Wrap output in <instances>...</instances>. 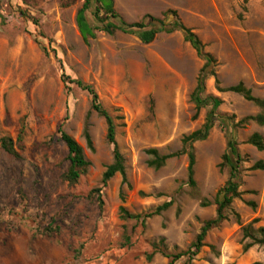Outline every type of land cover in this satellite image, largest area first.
Masks as SVG:
<instances>
[{
	"label": "rangeland",
	"instance_id": "1",
	"mask_svg": "<svg viewBox=\"0 0 264 264\" xmlns=\"http://www.w3.org/2000/svg\"><path fill=\"white\" fill-rule=\"evenodd\" d=\"M84 1L0 0V137L16 140L24 131L21 159L0 148V264H168L166 255L186 251L203 223L216 216V195L229 178L227 138L218 125L194 144L196 187L188 184L186 155L160 169L148 165L147 150L178 152L183 138L205 122L206 110L196 115L191 101L203 60L184 35L161 33L143 44L122 32H97L85 42L76 22ZM114 2L128 23L176 12L218 62L219 83L209 78L206 93L221 98L219 112L235 122L261 112L218 88L242 82L264 99V0ZM70 80L94 86L114 118L125 161L127 184L119 174L107 183L102 210L87 196L101 186L113 146L105 119L91 110V97ZM60 126L91 164L75 185L62 179L69 163ZM253 133L264 138V125L249 121L235 133L244 161L242 196L233 210L242 225L256 219L258 227L264 226V169L253 166L264 161V151L247 143ZM167 203L144 221L121 218V206L144 215ZM52 221L60 233L43 235ZM249 242L231 215L208 233L191 264H264V247L244 251Z\"/></svg>",
	"mask_w": 264,
	"mask_h": 264
},
{
	"label": "trees",
	"instance_id": "2",
	"mask_svg": "<svg viewBox=\"0 0 264 264\" xmlns=\"http://www.w3.org/2000/svg\"><path fill=\"white\" fill-rule=\"evenodd\" d=\"M76 22L79 32L85 42L89 39H95L97 32L108 35L122 32L124 34L136 36L143 44H150L155 41L157 36L161 33L179 31L184 35L185 40L195 49L198 57L203 60V66L200 69L196 87L191 94V101L194 104L196 115H199L202 110H206L207 114L204 124L199 129L183 138L181 150L178 152L161 155L156 149L147 150L146 153L151 156L148 165L154 169H160L168 160L186 155L189 161L188 184L191 187H196V155L194 144L206 140L211 130L218 125L227 138V149L223 156V160L230 168L229 178L216 195V216L203 223L195 241L186 251L179 254L166 255L170 259L168 264H177L178 261L183 258H186L189 261L188 264H191V261H193L204 247V241L208 233L227 221L231 215H233L237 223L241 225L243 239L250 240V242L245 245L244 251H247L255 245L264 247V226L255 227V224L258 222L256 219L251 223L242 225L240 216L233 210L234 201L240 199L242 196V192L240 191V166L244 161L238 148L235 133L239 127H242L249 121H256L260 125H264V99L255 97L252 90L246 87L242 82L228 88H218L220 92H232L241 95L246 101L255 104L261 110L258 115L244 118L239 122H235L233 116L221 114L219 112V107L223 103L221 98L206 93V82L209 78L213 77L216 83H219L216 73L218 62L211 53L206 51L205 44L181 21L176 12L165 13L163 19L147 15L140 22L128 23L116 10L114 0H85L82 8L77 13ZM66 81L65 83H67ZM69 83L77 85L80 89L89 94L91 97V110L104 118L108 126L107 140L113 146V162L106 167L102 175L101 186L93 188L87 196V199L91 201L95 199L102 210L103 201L101 195L107 183L119 174L122 177V184H127L124 157L116 142V125L113 116L101 103L100 97L93 85L86 84L80 80H70ZM67 89L70 90L69 87H67ZM58 132L61 135V141L68 149L66 161L69 163V167L62 176V179L64 182L69 183V185H75L87 174L91 164L85 156L83 147L73 137L67 134L62 126L59 127ZM23 136L24 131L19 133L16 140L8 136L0 137V148L15 159H21L22 156L20 151L22 150L21 144L23 142ZM85 139L89 149L92 150V139L88 132L85 133ZM247 143L254 146L259 151H264V138L259 133H253L247 140ZM253 169L263 170L264 161L256 162ZM122 201H124L123 196ZM167 207H169V203L160 206L153 213L143 215L132 214L124 206H121L120 213L122 219L144 221L153 215L159 214ZM60 231V226L55 225V222L52 221L42 231V234L51 237L54 234L60 233Z\"/></svg>",
	"mask_w": 264,
	"mask_h": 264
}]
</instances>
